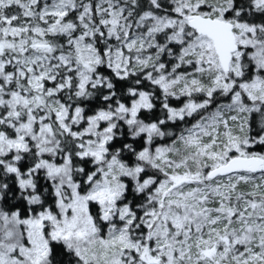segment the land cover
I'll use <instances>...</instances> for the list:
<instances>
[{
    "label": "snow or ice",
    "instance_id": "6c2138e0",
    "mask_svg": "<svg viewBox=\"0 0 264 264\" xmlns=\"http://www.w3.org/2000/svg\"><path fill=\"white\" fill-rule=\"evenodd\" d=\"M0 264H264V0H0Z\"/></svg>",
    "mask_w": 264,
    "mask_h": 264
}]
</instances>
